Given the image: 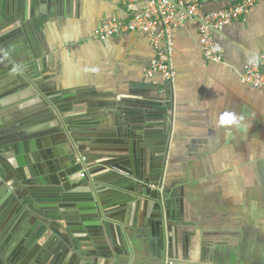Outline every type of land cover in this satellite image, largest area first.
I'll return each instance as SVG.
<instances>
[{
    "label": "crops",
    "instance_id": "obj_1",
    "mask_svg": "<svg viewBox=\"0 0 264 264\" xmlns=\"http://www.w3.org/2000/svg\"><path fill=\"white\" fill-rule=\"evenodd\" d=\"M237 1L201 5L215 11ZM128 17L120 0H0V129L39 94L77 117L84 102L170 113L153 159L162 173L150 182L160 181L175 251L168 257L159 226L131 207L99 239V257L83 259L66 227L53 226L61 221L42 223L18 199L54 187L44 173L50 158L28 142L27 153L13 146L15 165L0 156V264H21L32 251L26 264H264V91L240 81L243 67L264 55V4L213 34L220 63L204 59L192 20L173 28L172 82L145 78L155 50L142 33L95 38L101 22Z\"/></svg>",
    "mask_w": 264,
    "mask_h": 264
},
{
    "label": "water",
    "instance_id": "obj_2",
    "mask_svg": "<svg viewBox=\"0 0 264 264\" xmlns=\"http://www.w3.org/2000/svg\"><path fill=\"white\" fill-rule=\"evenodd\" d=\"M39 95L36 100L14 109L13 126L7 124L0 129V156L15 165L18 160L11 152L13 146L18 152L27 153L29 142L35 156L50 158L44 164V173L54 187L42 194H26L29 198L20 194L18 199L27 209L36 207L38 217L45 218L40 219L42 223L48 225L49 218L52 222L61 221L62 224L53 226L66 227L63 233L74 238L71 243L77 253L79 249L85 251L82 254L85 260L99 257L95 248L100 244L99 239L109 236L113 223L131 207L139 218L147 217L151 224L159 226V235L164 237L171 257L175 251V231L164 218L161 194L157 193L160 181L150 182L151 177L162 173L153 159L160 151L161 141L168 137L170 113L84 102L80 106L86 113L77 117L62 105ZM48 137L51 143L47 149ZM104 143L123 146L96 148ZM92 155L98 157L92 158ZM26 157L31 159L29 155ZM80 172L82 178L77 176ZM31 198H36V205H32ZM32 254L33 251L22 264Z\"/></svg>",
    "mask_w": 264,
    "mask_h": 264
},
{
    "label": "built area",
    "instance_id": "obj_3",
    "mask_svg": "<svg viewBox=\"0 0 264 264\" xmlns=\"http://www.w3.org/2000/svg\"><path fill=\"white\" fill-rule=\"evenodd\" d=\"M128 9L127 19L110 18L101 22L95 38L106 40L127 33H142L155 50V56L145 71V78L159 76L165 82H172L175 72L169 59L171 32L182 25V21L192 20L199 36V47L204 59L220 63L222 50L213 34L247 15L264 0H238L232 5L215 11H206L201 0H148L143 10L137 8L140 0H120ZM240 81L257 90L264 91V55L243 67ZM83 173H78L82 178ZM171 264V263H169Z\"/></svg>",
    "mask_w": 264,
    "mask_h": 264
},
{
    "label": "clouds",
    "instance_id": "obj_4",
    "mask_svg": "<svg viewBox=\"0 0 264 264\" xmlns=\"http://www.w3.org/2000/svg\"><path fill=\"white\" fill-rule=\"evenodd\" d=\"M222 122H227V123H231L232 121H231V120H228V121H222Z\"/></svg>",
    "mask_w": 264,
    "mask_h": 264
},
{
    "label": "flooded vegetation",
    "instance_id": "obj_5",
    "mask_svg": "<svg viewBox=\"0 0 264 264\" xmlns=\"http://www.w3.org/2000/svg\"><path fill=\"white\" fill-rule=\"evenodd\" d=\"M30 258V257H29ZM29 258H27V259H29ZM22 264V263H21Z\"/></svg>",
    "mask_w": 264,
    "mask_h": 264
}]
</instances>
